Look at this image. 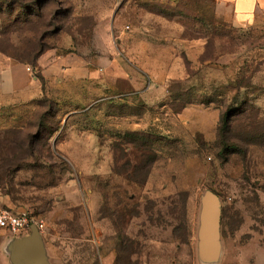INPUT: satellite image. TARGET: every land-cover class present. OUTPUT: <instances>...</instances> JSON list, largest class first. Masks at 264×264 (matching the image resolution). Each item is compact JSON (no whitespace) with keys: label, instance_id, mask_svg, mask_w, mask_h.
Wrapping results in <instances>:
<instances>
[{"label":"rangeland","instance_id":"1","mask_svg":"<svg viewBox=\"0 0 264 264\" xmlns=\"http://www.w3.org/2000/svg\"><path fill=\"white\" fill-rule=\"evenodd\" d=\"M120 1L0 0V50L32 63L43 35L57 30L56 45L82 34L83 57L106 65L109 81L130 90L126 77L146 68L140 90L169 91L160 107L137 98L138 106L83 112L68 135L70 111L52 113L45 102L30 129L0 134L5 205L44 221L53 264H99L100 234L113 248L110 264H224L223 249L215 263L199 255L202 202L212 192L222 245L232 250L227 264H249L242 248L264 259V24L236 26L203 0L139 1L124 21L135 29L134 60L115 65L107 61L118 53L111 21ZM190 106L200 110L191 121H218L216 140L178 124ZM113 115L144 118L150 130L117 132ZM96 218L107 220L102 230ZM0 264H10L5 255Z\"/></svg>","mask_w":264,"mask_h":264},{"label":"crops","instance_id":"2","mask_svg":"<svg viewBox=\"0 0 264 264\" xmlns=\"http://www.w3.org/2000/svg\"><path fill=\"white\" fill-rule=\"evenodd\" d=\"M139 1L152 3L154 0H121L115 13L110 9L101 19L102 22L103 19L106 20L114 13L111 27L112 34L118 44V53L115 52V55L107 61L110 64L116 65L120 61L134 60L129 51L134 43H132V34L135 29L125 25L124 21L130 4H136ZM160 1L172 4L178 0ZM203 1L216 7L220 14L225 15L236 26L264 24V0ZM147 14L149 15V13ZM1 31L0 23V38ZM85 39L86 36L82 34H66L58 48L47 50L37 59L34 65L35 69H33V65L19 61L15 56L0 50V133L11 130L25 131L30 128L46 100L53 102L57 110L70 111L64 120L67 135L70 133L68 129L73 127L76 116L84 115L83 112L96 113L101 107L106 106L111 108L138 106L131 102L137 98L146 106L160 107L162 103H165L163 101H166L165 95L169 92L168 90L161 88V93L157 94V98H150L144 90H140V82L145 78L150 79L146 68L138 69V73L135 71L134 76L126 77L132 87L130 90L122 88V83H119L120 80L117 78L114 82L109 81L111 79L106 72V65L91 64L83 57L84 50L80 47ZM28 67L33 71L28 72ZM145 73L147 75L143 77ZM165 79L170 80L171 76H167ZM196 111L200 110L195 106L186 108L179 114L178 124L183 125L192 134L205 133L208 141L213 142L214 139L216 140L218 121L207 123L206 126L191 121L190 119L194 116L198 117ZM110 120L117 132L126 130L127 133H144L151 127L150 123L145 124L144 118L141 117H127L128 122L124 123L122 118L113 115ZM80 188L84 189L83 183L79 184L78 189ZM106 221L96 218L95 227L102 230ZM102 235H98L95 242V244L98 243L100 251L99 264H103L104 255L105 260L110 258L109 262H106V264H110L113 263V252H109L113 248L103 243ZM25 236L28 238V243L24 245H17L9 239L0 238V255H5L10 264H53L48 234L45 230H38L39 238L37 239L33 237L32 231ZM39 243L44 246L43 252L40 250ZM231 251V248L227 246V241H224V264L230 261ZM241 253L240 262L264 264V259H260L257 252H250L249 248H242Z\"/></svg>","mask_w":264,"mask_h":264},{"label":"water","instance_id":"3","mask_svg":"<svg viewBox=\"0 0 264 264\" xmlns=\"http://www.w3.org/2000/svg\"><path fill=\"white\" fill-rule=\"evenodd\" d=\"M221 203L219 198L212 192H206L202 202V211L199 230V255L206 263H215L220 259L223 249L221 237ZM33 237L39 238L38 228L32 227ZM1 239H9L17 245L28 243V238L23 236L5 235ZM43 252V244L39 243Z\"/></svg>","mask_w":264,"mask_h":264},{"label":"built area","instance_id":"4","mask_svg":"<svg viewBox=\"0 0 264 264\" xmlns=\"http://www.w3.org/2000/svg\"><path fill=\"white\" fill-rule=\"evenodd\" d=\"M28 72H32L31 68H27ZM38 230H44V221L30 213H15L4 203V194L0 187V237L5 235L23 236L30 232L32 227Z\"/></svg>","mask_w":264,"mask_h":264},{"label":"trees","instance_id":"5","mask_svg":"<svg viewBox=\"0 0 264 264\" xmlns=\"http://www.w3.org/2000/svg\"><path fill=\"white\" fill-rule=\"evenodd\" d=\"M42 6H43V4H42V3L39 4V2H38V4L36 5L37 8H41ZM39 16H40V15H39ZM53 20H54V19H53ZM0 23H1V27H2V31H1V34H2V35H1V36H3V35H5V29H3L4 24H3V20H2V19H0ZM56 31H57V30L52 31L51 34H50V36H49V34L47 33L46 36L43 35L41 38H38L39 50H38V51H35V54L32 56V57H33V62H32V63H30V62L24 60L23 57H22V55H20V54H16L15 57H16L19 61H22V62H25V63H27V64L33 65V67H34L33 69H35L36 67H35L34 65H35L37 59H38L42 54H44L47 50L58 48V47L60 46V44L62 43V42H60V43L54 45V43H55V32H56ZM66 34H68V35H72V33H70V32H68V33H66ZM66 34H64V36H66ZM85 35H86V34H85ZM62 40H63V39H62ZM49 44H50V45H49ZM52 45H53V46H52ZM31 69H32V68H31ZM45 102H48V100H46V101L43 102V104H42V109H43V107H44V103H45ZM49 103H50V106H51L50 111L53 113L55 109L57 110V108L55 107V104H54L53 102H50V101H49ZM42 109H41V110H42ZM41 110L39 111V113L41 112ZM59 111H60V110H59ZM39 113H38V115H37V119H39ZM49 114H50V112H45L43 115H45L44 117H48ZM50 116H52V115H50ZM35 120H36V119H35ZM35 120L33 121L31 127L34 125ZM220 122H221V121H220ZM224 123L226 124V123H227V120H224ZM31 127H30V128H31ZM30 128H28V129H30ZM217 128H218V127H217ZM11 132H15V133H16V132H19V133H22V132H24V131H20V130H13V131H12V130H11V131H6V132H1L0 134H2V133H11ZM51 138H52V137H50V138L48 139V142H49V143H50V141H51ZM0 187H1V189H2V192H3L4 196H5L4 189L2 188L1 185H0ZM15 213H16V212H15Z\"/></svg>","mask_w":264,"mask_h":264}]
</instances>
